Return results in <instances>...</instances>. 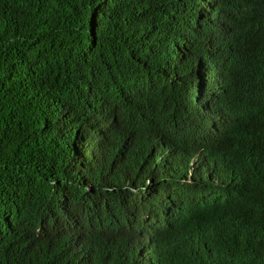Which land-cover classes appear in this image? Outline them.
Masks as SVG:
<instances>
[{"label": "trees", "instance_id": "trees-1", "mask_svg": "<svg viewBox=\"0 0 264 264\" xmlns=\"http://www.w3.org/2000/svg\"><path fill=\"white\" fill-rule=\"evenodd\" d=\"M0 264H264V0H0Z\"/></svg>", "mask_w": 264, "mask_h": 264}]
</instances>
